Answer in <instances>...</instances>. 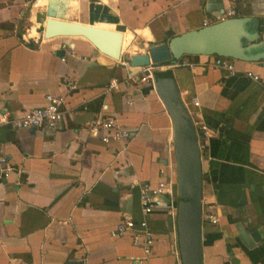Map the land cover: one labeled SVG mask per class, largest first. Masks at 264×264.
<instances>
[{
  "label": "crops",
  "instance_id": "0c3cea01",
  "mask_svg": "<svg viewBox=\"0 0 264 264\" xmlns=\"http://www.w3.org/2000/svg\"><path fill=\"white\" fill-rule=\"evenodd\" d=\"M230 7L251 32L264 22V0H0V117L43 107L47 94L66 111L57 130L0 126V157L12 169L4 175L0 165V264H180L172 122L154 84L139 81L143 69L127 61L221 21ZM49 18L122 33L119 61L84 37L45 39ZM215 58L153 66L172 72L192 121L210 131L200 140L201 210L217 223L201 222L202 264H264V58H229L235 76L214 68ZM111 79L119 85L108 92ZM101 117L115 118L130 140L92 136L88 125ZM159 183L169 194L148 217L154 245L145 257L129 235L111 232L126 217L142 219L139 186Z\"/></svg>",
  "mask_w": 264,
  "mask_h": 264
},
{
  "label": "water",
  "instance_id": "95a60500",
  "mask_svg": "<svg viewBox=\"0 0 264 264\" xmlns=\"http://www.w3.org/2000/svg\"><path fill=\"white\" fill-rule=\"evenodd\" d=\"M249 19L235 17L219 21L197 30L187 31L167 43L152 45L146 54L130 55V68H145L165 62H175L183 56H218L241 62H257L264 53H255L264 47V22L255 24L257 31L248 29ZM63 39L72 35L84 37L98 51L119 61L122 36L118 31L99 29L93 25H79L49 18L43 28V37ZM262 40L257 42V39ZM157 94L172 122L173 156L175 163L176 231L180 264H202L201 258V164L196 131L181 100L172 72L155 71L152 74ZM240 238L251 246L247 232L237 226Z\"/></svg>",
  "mask_w": 264,
  "mask_h": 264
},
{
  "label": "built area",
  "instance_id": "2783aa9c",
  "mask_svg": "<svg viewBox=\"0 0 264 264\" xmlns=\"http://www.w3.org/2000/svg\"><path fill=\"white\" fill-rule=\"evenodd\" d=\"M228 1L234 4L238 0ZM235 16V9L230 7L222 13L221 18L222 20H226L234 18ZM206 26H209V23L207 20H204L203 27ZM62 60H64L63 57ZM179 65L188 66V64L185 62H181ZM154 66L150 65L148 67L142 68L143 76L139 78L140 82H150L153 84L152 74L157 68ZM212 66L214 68L227 71L230 76H235L237 74L234 64L229 58L216 56L215 60L212 62ZM244 75L254 82H258L260 80L258 76L253 75L250 72H246ZM135 77V75L128 77L127 80L134 81ZM118 85L117 79H111L106 90L108 92L115 90L117 89ZM69 89H74V86L70 85ZM44 100L45 105L43 107L25 111L19 118L8 119L5 116H1L0 126H7L11 131L38 128L57 130L61 128L66 114V111L62 110L63 99L47 94L44 97ZM191 103L195 108H198L200 105L199 100L196 97L191 99ZM193 125L196 131L197 144L200 151L203 148L200 140L204 144V142L210 137V131L203 123L193 122ZM88 127L90 134L94 137H98L104 143L109 141H120L126 144L130 140V134L122 129L118 125L117 120L112 117L96 118L89 123ZM0 165H2L1 173L4 175L12 170L6 166V160L4 157H0ZM168 186V183H159L154 187L148 184L140 185L138 189V195L142 219L139 222L134 221L130 217L122 219V221L111 232V236L118 237L129 235L131 237L132 245L136 248H139L145 257L150 256L152 254L154 240L148 228V217L151 216L153 212L161 206L165 196L169 194ZM202 221L211 225H215L217 223V217L209 209L205 212L201 210V222Z\"/></svg>",
  "mask_w": 264,
  "mask_h": 264
},
{
  "label": "bare ground",
  "instance_id": "6f19581e",
  "mask_svg": "<svg viewBox=\"0 0 264 264\" xmlns=\"http://www.w3.org/2000/svg\"><path fill=\"white\" fill-rule=\"evenodd\" d=\"M72 23V22H71ZM79 25H86V26H89L88 24H79ZM94 27V26H93ZM97 28V27H96ZM99 29H102V28H99ZM106 30H108V29H106ZM110 31H112V30H110ZM58 34H60L62 37H59V38H61V39H63L64 37L63 36H65L66 34L65 33H60V32H58ZM121 36H122V41H121V49H122V43H123V34L121 33ZM73 37H77V35H72V37H70L71 39L73 38ZM79 37V36H78Z\"/></svg>",
  "mask_w": 264,
  "mask_h": 264
},
{
  "label": "trees",
  "instance_id": "16d2710c",
  "mask_svg": "<svg viewBox=\"0 0 264 264\" xmlns=\"http://www.w3.org/2000/svg\"><path fill=\"white\" fill-rule=\"evenodd\" d=\"M29 1V0H28ZM167 62H165V63H160V64H157V65H163V64H166ZM206 243H207V240L205 241ZM204 242V243H205ZM209 243V242H208Z\"/></svg>",
  "mask_w": 264,
  "mask_h": 264
},
{
  "label": "rangeland",
  "instance_id": "374dc122",
  "mask_svg": "<svg viewBox=\"0 0 264 264\" xmlns=\"http://www.w3.org/2000/svg\"><path fill=\"white\" fill-rule=\"evenodd\" d=\"M21 29H22V30H21V31H22V33H26V32H25V29L23 30V27H21Z\"/></svg>",
  "mask_w": 264,
  "mask_h": 264
}]
</instances>
